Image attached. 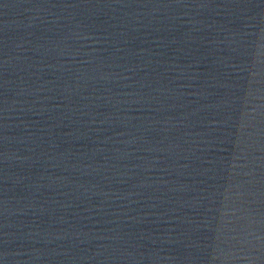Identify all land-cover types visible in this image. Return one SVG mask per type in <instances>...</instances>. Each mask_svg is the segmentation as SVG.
Masks as SVG:
<instances>
[{
    "label": "water",
    "instance_id": "1",
    "mask_svg": "<svg viewBox=\"0 0 264 264\" xmlns=\"http://www.w3.org/2000/svg\"><path fill=\"white\" fill-rule=\"evenodd\" d=\"M0 264H264V0H0Z\"/></svg>",
    "mask_w": 264,
    "mask_h": 264
}]
</instances>
